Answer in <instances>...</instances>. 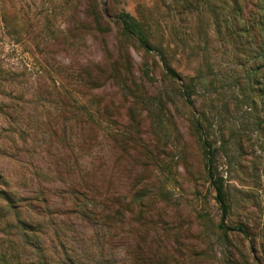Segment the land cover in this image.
<instances>
[{"label":"rangeland","instance_id":"obj_1","mask_svg":"<svg viewBox=\"0 0 264 264\" xmlns=\"http://www.w3.org/2000/svg\"><path fill=\"white\" fill-rule=\"evenodd\" d=\"M204 1L0 0V251L7 264H264V129L253 94L216 40L210 12H175ZM93 4L111 16L147 17L182 80H167L158 58L124 42L115 27L104 36L106 50L88 33H69ZM119 43L143 105L110 82L96 90L81 84V71L107 67ZM188 81L192 104L181 96ZM205 150L224 181L225 220ZM222 221L246 235L224 233Z\"/></svg>","mask_w":264,"mask_h":264},{"label":"trees","instance_id":"obj_2","mask_svg":"<svg viewBox=\"0 0 264 264\" xmlns=\"http://www.w3.org/2000/svg\"><path fill=\"white\" fill-rule=\"evenodd\" d=\"M199 8L210 12L216 40L227 52L232 54L234 63L242 71L241 86L246 88L247 95L253 94L250 102L256 112L257 126L264 129V0H205L198 8L191 3L176 6L175 12L182 18L184 14H191ZM83 15V20L76 22L69 33L82 31L88 33L92 39H99L98 41L103 50H106L104 36L109 34L115 27L124 42H132L136 48L143 50L154 60L155 57L158 58L167 80L173 83L176 80H182L171 66L173 54L170 53L169 46L164 44L163 36L157 34V30L152 29L149 19L144 15L135 18L127 13L119 12L111 16L109 7L101 11L98 10L95 4L85 7ZM118 46V56L107 67L103 68L95 65L96 72L93 75L84 71L85 68L81 71L82 74H79L81 84L86 90H96L110 82L120 90L127 91L135 99L141 100H134L135 105H143L144 102L142 101L145 95L134 82L133 73L130 69L129 53L122 43H119ZM144 77L146 80H150L148 73H144ZM181 88L184 89V91L181 89V96L186 97V101L192 104L189 98L194 93L193 82H184ZM254 99L258 101L257 107H255ZM129 113L130 123L133 124L135 122L134 113L131 111ZM116 136H112V140L115 142L117 141ZM204 145L207 144L204 142ZM205 153L208 158L207 178L214 188L215 200L221 210L222 220H225L229 214L230 205L227 203L224 181L212 169L213 153L209 150H205ZM1 198L5 201L8 209L16 210L18 208V205L10 199L7 193L3 192ZM92 212L98 214L97 211ZM115 214L117 215V213ZM101 217L104 224L110 226L113 223L112 216L100 214L98 218ZM22 225L25 227L23 233L30 229L29 225L24 222H22ZM219 228L224 233L226 230H236L244 235L247 233L241 225H238L236 229H228L223 221L220 223ZM0 264H7L6 255L3 251H0Z\"/></svg>","mask_w":264,"mask_h":264}]
</instances>
